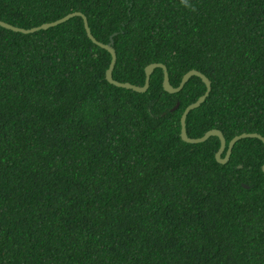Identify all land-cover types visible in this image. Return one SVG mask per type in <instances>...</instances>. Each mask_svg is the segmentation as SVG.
Returning a JSON list of instances; mask_svg holds the SVG:
<instances>
[{"label":"trees","instance_id":"1","mask_svg":"<svg viewBox=\"0 0 264 264\" xmlns=\"http://www.w3.org/2000/svg\"><path fill=\"white\" fill-rule=\"evenodd\" d=\"M76 12L113 36L116 81L143 87L154 63L175 88L211 81L189 138L264 137V0H0L26 30ZM110 63L80 17L0 26V264H264L262 141L219 164V138L180 135L200 78L170 94L156 69L137 93L106 81Z\"/></svg>","mask_w":264,"mask_h":264},{"label":"water","instance_id":"2","mask_svg":"<svg viewBox=\"0 0 264 264\" xmlns=\"http://www.w3.org/2000/svg\"><path fill=\"white\" fill-rule=\"evenodd\" d=\"M74 17H80L83 19V23H84L88 38L95 45L106 50L111 55V63H110L108 70L106 71L105 78L109 84L114 85L117 88L132 90V91L137 92V93H145L150 86L151 76L156 69H162L163 70V74H164L163 89L165 90V92L170 93V94H177V93L181 92L184 89L185 85L193 77H198L203 81V83L206 85V89H207L206 93L203 96H201L194 104L188 106L185 109V111L181 117V134L180 135H181L182 141H184L185 143H188V144H201V143L208 141L211 137L219 138L220 149L216 153L215 158H216V161L222 165H225L228 163V161L230 160L233 148L238 141H240L242 139L255 138V139H259L264 144V137H262L261 135L256 134V133H244L242 135H239V136H236L235 138H233L230 141L229 145L227 146L226 139H225L224 135L222 134V132L219 130L208 131L201 138H196V139L189 138L187 135V129H186V119H187L188 115L190 114V112L199 108L205 102L206 98L208 97V95L210 94V92L212 90L211 81L201 72L196 71V70H192V71L188 72L182 78V81H181L179 87L175 88L170 83L167 67L165 65L159 64V63L150 64L145 68L146 81H145V85L143 87L135 86V85H132L130 83H120V82L116 81L113 78V71H114V68H115V65L117 62V54H116V51L113 47V44H114L113 40H112L113 36L111 37L110 42L108 44H103V43L99 42L91 33V29L89 27L87 17L81 12L69 14L66 17L59 19L55 22L43 24L39 27H35V28L29 29V30L17 28V27L10 25V24L2 22V21H0V26L5 28V29L11 30L13 32H17V33L19 32L22 34H30V33L37 32L39 30H46V29L58 26V25L66 22V21H68ZM178 108H179V104H177L173 108L172 112L176 111ZM223 155H225V156L223 157ZM262 171L264 173V165L262 167ZM243 187L245 189L249 188L247 185H244V184H243Z\"/></svg>","mask_w":264,"mask_h":264}]
</instances>
